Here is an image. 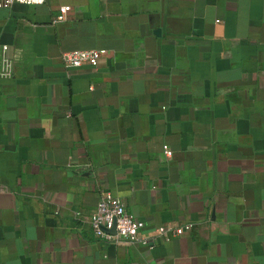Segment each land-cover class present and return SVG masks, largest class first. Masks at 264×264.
<instances>
[{
  "label": "crops",
  "instance_id": "0c3cea01",
  "mask_svg": "<svg viewBox=\"0 0 264 264\" xmlns=\"http://www.w3.org/2000/svg\"><path fill=\"white\" fill-rule=\"evenodd\" d=\"M2 45L0 264H264V0L14 3ZM105 194L145 244L92 238Z\"/></svg>",
  "mask_w": 264,
  "mask_h": 264
},
{
  "label": "built area",
  "instance_id": "2783aa9c",
  "mask_svg": "<svg viewBox=\"0 0 264 264\" xmlns=\"http://www.w3.org/2000/svg\"><path fill=\"white\" fill-rule=\"evenodd\" d=\"M44 0H0V7L10 6L14 3L26 5H40ZM62 12L65 9H61ZM6 50V46L0 47V53ZM102 51H73L64 53L62 61L68 67H79L84 63L96 65L102 56ZM2 65V76H10L12 74L11 62L7 58H0ZM88 225L93 239L96 241L104 240L114 244H122L132 246L145 244L142 238V222L136 219L126 207L124 201L116 196L105 194L102 196L95 209L88 216ZM114 228V233L109 230ZM164 232V229H160Z\"/></svg>",
  "mask_w": 264,
  "mask_h": 264
},
{
  "label": "water",
  "instance_id": "95a60500",
  "mask_svg": "<svg viewBox=\"0 0 264 264\" xmlns=\"http://www.w3.org/2000/svg\"><path fill=\"white\" fill-rule=\"evenodd\" d=\"M110 233H114V228L109 230Z\"/></svg>",
  "mask_w": 264,
  "mask_h": 264
}]
</instances>
